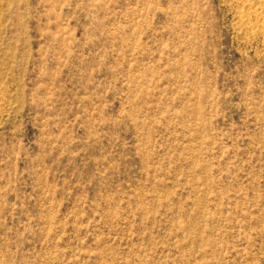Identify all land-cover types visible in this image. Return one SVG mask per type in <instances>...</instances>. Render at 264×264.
<instances>
[{
    "label": "rangeland",
    "instance_id": "obj_1",
    "mask_svg": "<svg viewBox=\"0 0 264 264\" xmlns=\"http://www.w3.org/2000/svg\"><path fill=\"white\" fill-rule=\"evenodd\" d=\"M264 0H0V264H264Z\"/></svg>",
    "mask_w": 264,
    "mask_h": 264
},
{
    "label": "bare ground",
    "instance_id": "obj_2",
    "mask_svg": "<svg viewBox=\"0 0 264 264\" xmlns=\"http://www.w3.org/2000/svg\"><path fill=\"white\" fill-rule=\"evenodd\" d=\"M264 26V25H263Z\"/></svg>",
    "mask_w": 264,
    "mask_h": 264
}]
</instances>
